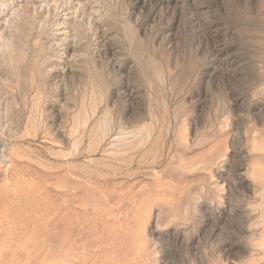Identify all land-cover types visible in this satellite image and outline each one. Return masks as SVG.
Listing matches in <instances>:
<instances>
[{
  "label": "rangeland",
  "instance_id": "rangeland-1",
  "mask_svg": "<svg viewBox=\"0 0 264 264\" xmlns=\"http://www.w3.org/2000/svg\"><path fill=\"white\" fill-rule=\"evenodd\" d=\"M0 264H264V0H0Z\"/></svg>",
  "mask_w": 264,
  "mask_h": 264
},
{
  "label": "bare ground",
  "instance_id": "bare-ground-1",
  "mask_svg": "<svg viewBox=\"0 0 264 264\" xmlns=\"http://www.w3.org/2000/svg\"><path fill=\"white\" fill-rule=\"evenodd\" d=\"M59 27H61V26H59ZM59 27H58V28H59Z\"/></svg>",
  "mask_w": 264,
  "mask_h": 264
}]
</instances>
